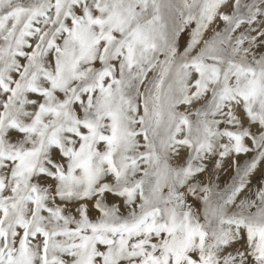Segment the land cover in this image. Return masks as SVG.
Returning a JSON list of instances; mask_svg holds the SVG:
<instances>
[{
	"label": "snow or ice",
	"instance_id": "6c2138e0",
	"mask_svg": "<svg viewBox=\"0 0 264 264\" xmlns=\"http://www.w3.org/2000/svg\"><path fill=\"white\" fill-rule=\"evenodd\" d=\"M0 264H264V0H0Z\"/></svg>",
	"mask_w": 264,
	"mask_h": 264
}]
</instances>
